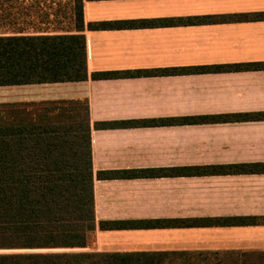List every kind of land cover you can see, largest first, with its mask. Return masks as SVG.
Returning a JSON list of instances; mask_svg holds the SVG:
<instances>
[{
    "label": "crops",
    "instance_id": "obj_1",
    "mask_svg": "<svg viewBox=\"0 0 264 264\" xmlns=\"http://www.w3.org/2000/svg\"><path fill=\"white\" fill-rule=\"evenodd\" d=\"M82 13L87 80L17 85L39 89L4 102L86 99L91 123L264 112V70H195L264 62V18L245 17L263 14L264 0H92L84 1ZM165 69L184 70L155 72ZM115 71L145 73L90 78L93 72ZM91 162L93 251L199 256L264 250V224L99 227L264 218V173L96 177L103 171L264 163V120L93 128Z\"/></svg>",
    "mask_w": 264,
    "mask_h": 264
},
{
    "label": "trees",
    "instance_id": "obj_2",
    "mask_svg": "<svg viewBox=\"0 0 264 264\" xmlns=\"http://www.w3.org/2000/svg\"><path fill=\"white\" fill-rule=\"evenodd\" d=\"M84 1L92 0H0V86L87 80ZM245 17L264 18V13ZM195 70H264V62L207 66ZM141 73L145 71L93 72L90 78H118ZM261 120H264V112L91 123L86 99L0 103V264H264V250L199 256L92 250L96 228L91 162L93 128ZM237 173H264V163L103 171L96 177ZM259 224H264V218L101 222L99 227L186 228Z\"/></svg>",
    "mask_w": 264,
    "mask_h": 264
},
{
    "label": "rangeland",
    "instance_id": "obj_3",
    "mask_svg": "<svg viewBox=\"0 0 264 264\" xmlns=\"http://www.w3.org/2000/svg\"><path fill=\"white\" fill-rule=\"evenodd\" d=\"M40 88H49V87H40ZM39 89V87L31 86H2L0 87V102L4 101H16L22 97H28L33 94L32 90Z\"/></svg>",
    "mask_w": 264,
    "mask_h": 264
}]
</instances>
